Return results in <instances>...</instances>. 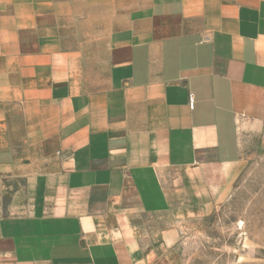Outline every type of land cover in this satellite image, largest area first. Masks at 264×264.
<instances>
[{
  "label": "crops",
  "instance_id": "obj_1",
  "mask_svg": "<svg viewBox=\"0 0 264 264\" xmlns=\"http://www.w3.org/2000/svg\"><path fill=\"white\" fill-rule=\"evenodd\" d=\"M263 123L264 0H0V264H158Z\"/></svg>",
  "mask_w": 264,
  "mask_h": 264
},
{
  "label": "rangeland",
  "instance_id": "obj_2",
  "mask_svg": "<svg viewBox=\"0 0 264 264\" xmlns=\"http://www.w3.org/2000/svg\"><path fill=\"white\" fill-rule=\"evenodd\" d=\"M242 158L209 209L151 210L136 225L159 238L158 264H264V123L243 129Z\"/></svg>",
  "mask_w": 264,
  "mask_h": 264
}]
</instances>
